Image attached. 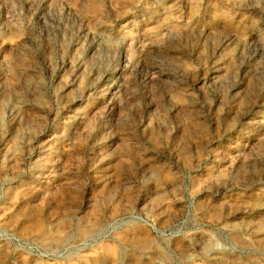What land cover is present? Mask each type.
I'll return each instance as SVG.
<instances>
[{"label":"rangeland","instance_id":"374dc122","mask_svg":"<svg viewBox=\"0 0 264 264\" xmlns=\"http://www.w3.org/2000/svg\"><path fill=\"white\" fill-rule=\"evenodd\" d=\"M0 264H264V0H0Z\"/></svg>","mask_w":264,"mask_h":264}]
</instances>
